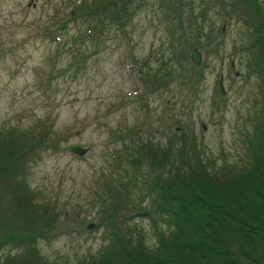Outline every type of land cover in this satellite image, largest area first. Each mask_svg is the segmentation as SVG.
I'll list each match as a JSON object with an SVG mask.
<instances>
[{"label": "rangeland", "instance_id": "rangeland-1", "mask_svg": "<svg viewBox=\"0 0 264 264\" xmlns=\"http://www.w3.org/2000/svg\"><path fill=\"white\" fill-rule=\"evenodd\" d=\"M80 2L0 0V148L31 130L59 138L28 155L19 177L39 205L55 206V232L36 244L52 264L76 263L105 241L103 178L123 175L129 135L156 144L195 135L212 169L239 167L249 143L264 144L263 94L244 53L248 30L225 0L213 9L207 0H141L126 27L105 21L104 30L82 17L68 20ZM75 146L89 151L80 157ZM1 192L2 218L16 197L5 186ZM140 196L137 205L146 206L149 198ZM133 217L154 247L155 226L165 224ZM9 243L0 261L27 248Z\"/></svg>", "mask_w": 264, "mask_h": 264}, {"label": "trees", "instance_id": "trees-1", "mask_svg": "<svg viewBox=\"0 0 264 264\" xmlns=\"http://www.w3.org/2000/svg\"><path fill=\"white\" fill-rule=\"evenodd\" d=\"M140 1L119 0L115 5L114 0H81L68 20L82 17L99 30L105 29V21L124 28ZM225 1V7L240 12L237 17L248 30L245 58L260 81L264 103V0ZM220 4L222 0H207L208 9ZM174 10L178 12L180 4ZM162 75L159 71L155 77L160 80ZM146 77L142 73L143 82ZM49 136L45 128L31 130L11 137L0 148V188L5 186V194L16 197L11 210L0 216V249L9 242L27 246L25 252L22 248L4 256L0 264H52L36 244L55 232V206L43 208L34 192L19 181L28 155L40 146L52 149L58 143L59 138L51 141ZM181 137L156 144L138 133L129 135L132 143L123 151L129 157L121 164L123 175L103 178L105 191L98 211L106 239L92 256L65 264H264V144L249 143L239 167L224 164L212 169L196 136ZM139 196L149 198L146 206L137 205ZM136 214L150 216L155 225L165 224L155 226L154 247L148 246L145 232L134 222Z\"/></svg>", "mask_w": 264, "mask_h": 264}, {"label": "water", "instance_id": "water-1", "mask_svg": "<svg viewBox=\"0 0 264 264\" xmlns=\"http://www.w3.org/2000/svg\"><path fill=\"white\" fill-rule=\"evenodd\" d=\"M192 60L194 61V63L196 64H200L202 62V55L201 53L196 49L192 55ZM72 152H74L75 154L79 155V156H85L89 149L83 148V147H73Z\"/></svg>", "mask_w": 264, "mask_h": 264}]
</instances>
